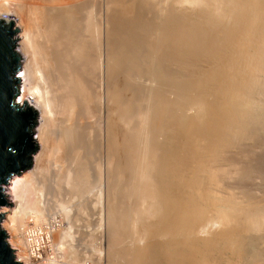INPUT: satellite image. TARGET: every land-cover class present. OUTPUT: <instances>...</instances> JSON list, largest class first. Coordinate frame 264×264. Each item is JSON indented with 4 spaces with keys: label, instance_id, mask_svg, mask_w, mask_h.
I'll use <instances>...</instances> for the list:
<instances>
[{
    "label": "bare ground",
    "instance_id": "1",
    "mask_svg": "<svg viewBox=\"0 0 264 264\" xmlns=\"http://www.w3.org/2000/svg\"><path fill=\"white\" fill-rule=\"evenodd\" d=\"M148 2L0 0V22L18 31L17 104L38 115L33 170L3 193L16 205L0 207L8 246L26 252L28 218L52 215L41 195L29 210L20 191L53 160L59 171L38 188L62 196L84 187L99 238L135 242L121 245L127 264H264L263 196L243 175H218L228 166L250 179L264 167L226 155L256 121L264 0H159L154 11ZM128 190L137 209L127 213ZM61 252L53 264H79L73 246Z\"/></svg>",
    "mask_w": 264,
    "mask_h": 264
},
{
    "label": "rangeland",
    "instance_id": "2",
    "mask_svg": "<svg viewBox=\"0 0 264 264\" xmlns=\"http://www.w3.org/2000/svg\"><path fill=\"white\" fill-rule=\"evenodd\" d=\"M147 1H149V0H147ZM154 1H156V0H150V2H148V3L151 4L150 7L155 3V5L150 8V9H152V11H154L155 9H157L159 7V5L162 4L161 2H159V0H157L158 2L157 1L154 2ZM173 3H174V1L172 3L170 1V4H171L170 7L171 8H173V9L174 8L175 9L177 8L176 10H179L181 8V7L178 8V6L176 7V4H175V7L172 6V5H174ZM155 6H158V7H155ZM184 6L187 7V5L184 4V5H182L183 8L180 9V10H188L187 8L184 9ZM156 15H159V13L157 11L152 12L150 18H153L154 17V19H157L158 18V20H159L160 17L159 16L157 17ZM20 72H21V64H20V69L18 71V74ZM261 73H259L260 76L257 74V77L256 78H259L257 80H258L260 86H262L261 89H263V92L262 91L260 92L258 90L260 86L259 85H256L258 87V89L256 87L257 90L255 89L257 91L256 92L257 95L256 94L253 95L254 105L252 107L253 113H254V115L256 117V121L253 122L254 124L253 123L251 125L249 124L250 125L249 128H250V131L252 133V135L250 136L251 139H250V137H248V138L245 139L246 141L243 140L244 142L241 141V140H236L237 142H234V144L232 143L233 148H231L232 147L231 146L230 147L231 149L229 148V151H227V153H226V155L228 154V158H230V159L232 157L233 159H238L239 158L238 160H242V161H252L254 159H258V160L260 159V161H264V94H263L264 93V70ZM18 87H19V85H18ZM255 90H254V93H255ZM258 95H260V96H258ZM16 99H18V97ZM255 104L258 105V107H260V108H258L257 106L255 107ZM259 105H261V106H259ZM254 109H255L256 112L254 111ZM257 117H259V118H257ZM260 121H261V123H260ZM251 127H255V128H251ZM33 137H34V135H33ZM38 152H39V149L32 156L34 157ZM226 158H227V156H226ZM54 164H53V160H51L47 164V167L46 168L48 169L49 173L50 172L51 173H54V172L59 171V169H57ZM41 166H42V163H41ZM228 168H229L228 166H224L223 170L224 169L225 170L224 171L222 170V172L220 171L218 175H220V176H222V175L228 176L229 175V177L231 175L232 179H235L233 182H235V181L238 182V178H241V176L243 175V177L245 179V180L244 179L243 180L244 181L247 180L246 183L249 182V184L252 185V187H253L252 193L253 194L260 193V194H258V197L259 196H261V197L263 196V198H264V167L261 168V171L258 170V174H254V176L252 175L250 177V179H246V178H248V176H246L243 172L241 173L240 171H237V170H234V169H231V168L228 169ZM54 169L57 170V171H55ZM32 170H33V165L30 168V170L25 171L24 173H22L21 175H19L18 178L23 177L25 175V173L26 174H29L28 172H31ZM235 172H236V174H235ZM49 173H44V175L46 174L48 177H51L50 175H52V174L51 173L49 174ZM44 175H42L41 177H43ZM45 176L43 178H41L42 181L45 178ZM13 177H17V176H13ZM13 177L10 178L9 182L11 180H13ZM233 177H236V178H233ZM38 179H36V180L35 179H31L29 181L31 183L28 182V184H24L23 188H21L20 193L23 194L22 200H23V197L25 196L24 201H26L28 203L27 206H28V209L29 210H32V208H33V207H30L31 205H34L33 204V201H35V202L39 201V197H38V200L37 201L35 200V199H37L36 196H40L41 195L42 196V197L40 196L41 200L44 201L47 204L48 208L50 207V210L52 208V212H50V213L51 214H57V215H59V217L63 220V226L60 228L61 231H59V229H58L54 233V236L55 237H53V239L55 238L54 240L56 241L55 242V246H56V254L58 253V257H62L63 252H61V251L62 250H65L68 247V245L70 244V246H73L78 251V253H79V256H80L79 257L80 260H78V263L79 264H97V263L98 264H107V263L108 264H110V263L113 264V262L115 261V257H117V258H116V261L114 262V264H123V263L127 264V262L124 259L122 260L123 257L120 259V257H118V256H122L123 255V252L121 251L123 249L122 248L123 245L124 246H130L133 243L135 244V242L133 240H132L133 241L132 242L131 241V238H129L130 240L126 241V239H128V238H125L124 236L122 237V240L119 241L121 243H119L117 240L116 241L113 240L114 241L113 242L112 241V236L111 237L109 236V235H111L110 232L107 233L106 231H105L106 233L104 234V238H103L104 240H101V238H99L100 237V235H98V232H99V228L98 227H99V225H97L98 224L97 221L93 218L94 216H96V212H95L96 210L94 211V208L92 210V207L94 206L95 200H93L94 202L91 201L92 199H91L90 195H88L89 193L85 191L84 187L78 189L79 191H77V193L75 192V193H72V194L71 193L64 194L65 197H64V195L61 196L59 193H55V194H58L59 196L58 195H55V194L52 195V193H49L48 194L47 191L44 192V188H42L43 190L40 189L41 188L40 186L38 188V185L40 184L39 182H37ZM41 179H39L40 182H41ZM32 180H33V182H32ZM9 182L7 183L6 186H4L3 193H6V191H8L6 188L10 186L9 185ZM35 182H37V183L34 184ZM127 182H128V180H127ZM128 183H130V182H128ZM34 188L35 189L37 188L38 190L37 189L35 190ZM33 190H34V193H33ZM253 191H256V192H253ZM128 192H129V190L126 193V198H125V204H126L125 205V211H127V213H128V211H134V209H133L134 207L137 209V207H136L137 201L135 200L136 197L134 195L130 194V192L129 193ZM261 193L263 195H261ZM27 194L30 197L27 196ZM60 196H61V198H60ZM130 196H134V198L133 197L130 198ZM63 200H64V202L66 204L63 202ZM128 200H129V203H128ZM130 202H131V204H130ZM262 202H261L260 205H263L264 204V201L263 200H262ZM60 203H62L63 205H65L67 207V211L66 212H68V213L63 212L62 209H59L60 207L59 208L57 207ZM90 205H93V206H90ZM15 206L16 205H13V206H11V208L8 207V209H11L12 212H13ZM138 206H139V204H138ZM130 207H132V208H130ZM139 207H138V209H139ZM1 208H0V210H1ZM18 208H20L19 204L17 205V208L15 209V211L18 210ZM81 208H83V209H81ZM56 209H57V211H56ZM78 210H79V212H77ZM80 211H83L84 214L82 212H81L82 213L81 214ZM85 211L87 212L88 215L86 214ZM12 212H11V215L13 214ZM83 215H85V216H83ZM28 220H27L28 222H27V224L25 226H27L28 224L34 223V222H32L31 219L28 218ZM3 221H4V219L2 220V223H1L2 229H3ZM14 226H15V228H17L16 225H14ZM131 228H132V225H130V228H129L132 231L133 228L132 229ZM62 230L64 232L67 231L68 234H67V236L64 239L59 240V235L62 232ZM107 234H108V236H107ZM105 236H107V237H105ZM7 239H8V237L6 236V241H7ZM123 241H125L126 243H124ZM57 242H59L61 245L58 246L56 244ZM108 242H109V244H108ZM113 247H115V248H113ZM115 251H117V252L119 251L118 253H120L121 255L120 254L118 255V253H116ZM112 252H114V253H112ZM109 253H110V255H109ZM115 253H116V256L114 257L113 254H115ZM100 254H101V256H100ZM109 257L111 259H109ZM112 257H114V258L112 259ZM118 258H119V262H118ZM107 259H109L110 262H107L108 261ZM64 261L66 262L65 264H70L71 263L69 260H64ZM111 261H113V262H111Z\"/></svg>",
    "mask_w": 264,
    "mask_h": 264
},
{
    "label": "water",
    "instance_id": "3",
    "mask_svg": "<svg viewBox=\"0 0 264 264\" xmlns=\"http://www.w3.org/2000/svg\"><path fill=\"white\" fill-rule=\"evenodd\" d=\"M12 26L13 23L0 22V207L10 208L3 195L4 186L11 177L30 170L32 155L39 148L32 132L38 115L26 102L20 108L16 101L21 59L15 52L17 41L13 38L18 31H12ZM3 215H0V264H20L6 242L7 235L1 227Z\"/></svg>",
    "mask_w": 264,
    "mask_h": 264
},
{
    "label": "built area",
    "instance_id": "4",
    "mask_svg": "<svg viewBox=\"0 0 264 264\" xmlns=\"http://www.w3.org/2000/svg\"><path fill=\"white\" fill-rule=\"evenodd\" d=\"M62 226L63 220L56 214L49 215L38 224L31 223L25 226L23 235L26 252L18 255L17 251L12 249L15 260L21 264H53L56 261V246L53 237ZM6 242L10 245L9 237Z\"/></svg>",
    "mask_w": 264,
    "mask_h": 264
}]
</instances>
